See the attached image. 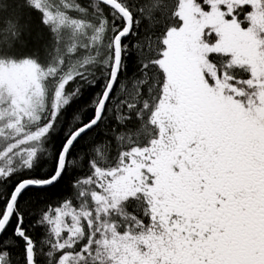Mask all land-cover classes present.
<instances>
[{"label": "snow or ice", "instance_id": "snow-or-ice-1", "mask_svg": "<svg viewBox=\"0 0 264 264\" xmlns=\"http://www.w3.org/2000/svg\"><path fill=\"white\" fill-rule=\"evenodd\" d=\"M0 264H264V0H0Z\"/></svg>", "mask_w": 264, "mask_h": 264}]
</instances>
